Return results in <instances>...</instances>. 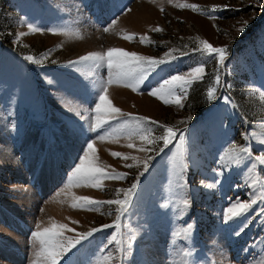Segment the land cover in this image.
<instances>
[{"label": "rangeland", "instance_id": "obj_1", "mask_svg": "<svg viewBox=\"0 0 264 264\" xmlns=\"http://www.w3.org/2000/svg\"><path fill=\"white\" fill-rule=\"evenodd\" d=\"M213 6L215 18H209ZM29 24L40 31L30 32ZM131 33L135 40L123 39ZM140 36L153 43H141ZM197 38L225 47L224 63L193 51ZM108 48L167 60L150 72L140 91L110 85L108 97L125 113L176 126L183 146L177 140L163 151L142 152L128 148L124 136L118 143L100 141L89 130L99 82L108 70L80 58ZM199 63L205 75L190 85L183 107L149 95L163 80ZM210 88L216 89L215 98L208 97ZM152 128L153 135L161 134L157 124ZM92 139L105 171L114 168L126 178L105 179L102 189L69 187L68 177ZM261 140L264 0H0V264H34L38 245L32 233L38 223L42 230L53 220L75 230L64 232L73 241L100 229L59 264H103L105 256L111 257L108 264H264V164L255 160L264 155ZM234 143L251 155L225 165ZM113 151L136 156L138 166L113 157ZM133 183L137 188L119 232L103 227L116 224L115 205L103 204L99 211L71 206L81 203L76 197L115 199L117 189ZM253 200L243 216L225 221L228 207ZM113 235L121 245L109 243ZM6 246L18 253L8 254Z\"/></svg>", "mask_w": 264, "mask_h": 264}, {"label": "snow or ice", "instance_id": "obj_2", "mask_svg": "<svg viewBox=\"0 0 264 264\" xmlns=\"http://www.w3.org/2000/svg\"><path fill=\"white\" fill-rule=\"evenodd\" d=\"M171 2V0H170ZM177 7L189 8L193 11H203L199 5L189 3H178ZM131 9H129L130 11ZM216 6L208 10L209 18H215L213 13L216 11ZM246 23V22H245ZM28 28L30 32H38L39 28L29 24ZM110 29L106 27L105 32ZM241 32L243 27L239 29ZM155 31H162V29L156 28ZM28 33H20V36L27 35ZM77 36L79 34L77 33ZM137 37L136 33L125 34L123 39L133 41ZM82 38V37H80ZM141 43H153L147 36H140ZM199 46L194 48L193 51H198L202 56H206L212 59H218L220 64L224 63L227 49L225 47H214L207 40L197 38ZM169 55V54H166ZM28 60L34 62L35 58L32 56L26 57ZM92 61L94 65L105 66L108 70V76L106 80L99 82V95L94 102L95 115L91 118L92 123L90 131L97 133V139L104 141L110 139L113 143H118L121 136L126 137L130 142L127 144L128 148H136L138 151L150 152V151H163L174 141L179 140L180 145L183 146L185 138L182 130L176 128L174 125L159 124V122L149 121L148 117L133 116L131 113H125L120 108L114 107L112 101L108 97V89L110 85H117L126 88H131L132 91L138 92L143 86L144 81L147 79L151 71H154L159 65L166 63V59H156L153 57L138 54L136 52H130L122 48H108L104 52H93L81 57L80 62ZM205 75V65L203 63L196 64L191 67L188 73L173 75L168 79L163 80L156 88L149 92V95L156 97L163 101L165 105L174 104L177 107H183V99L188 91L190 85L203 79ZM217 83H219V77H217ZM215 88L208 90V97L215 98ZM225 100H229L228 97H224ZM116 120H122V122L112 127V122ZM152 124H157L160 135H153ZM139 138L143 144L137 146L131 142L134 139ZM247 139V136H245ZM162 146L156 147L160 145ZM264 143V140H261ZM96 140H89L82 155L78 158V162L75 164L71 174L68 177L69 187H92L97 189L103 188V181L105 179L122 180L126 178V173H121L114 168L107 172L105 166L99 163V157L97 155V148L95 147ZM145 144L153 145L152 148L145 147ZM113 157H119L127 161L129 159L137 161L136 156H130L118 151L110 153ZM251 155L250 149L246 146H238L235 143L230 150L226 153L222 163L225 165L238 164L244 156ZM153 157L149 156L147 160L143 161L144 170L147 171L148 160ZM178 160L180 161V171H183V153L178 150ZM255 160L259 164H264V155L256 156ZM139 161H137V166ZM133 164H126V167H133ZM138 183V182H137ZM137 183H133L128 189H117L115 199L107 201H98L91 197H76L77 201H81L79 204H72L73 208H80L86 210L99 211L100 206L103 204L115 205V211L118 213L116 216L115 225H104L103 227H114L117 232L120 229V221L123 214L127 211L131 204V197L135 193ZM212 187V185H208ZM123 193V198H120V194ZM183 205L186 208L188 206V200H183ZM256 201L251 203L237 202L230 207L224 213L225 221L233 220L236 217L243 216ZM78 223V221H73ZM189 229L191 225L188 226ZM100 229H92L90 232L79 233L78 237L73 241L64 236L65 231H75L70 229L67 224L58 223L53 220L50 227H45L41 230L40 223L36 225V230L33 231L32 237L37 242L38 247L34 253L36 260L34 264H59L60 260L69 252L72 248H75L82 239H87L93 234V232ZM239 234V233H237ZM177 235H181L177 233ZM109 243H115L118 246L122 244V239L117 235H113ZM103 264H108L111 259L110 256L102 258Z\"/></svg>", "mask_w": 264, "mask_h": 264}, {"label": "bare ground", "instance_id": "obj_3", "mask_svg": "<svg viewBox=\"0 0 264 264\" xmlns=\"http://www.w3.org/2000/svg\"><path fill=\"white\" fill-rule=\"evenodd\" d=\"M11 245H12V244H11ZM0 246H1V245H0ZM9 247H10V246H9ZM9 247L6 246V248H5L6 251L8 252V254L10 253V254H12V255L14 256L15 253H16V254L18 253V251H13V252H11V250L9 249ZM12 247H13L12 249L14 250V246H12ZM10 248H11V247H10ZM12 255H11V256H12ZM18 257H19V256H18ZM18 257H17V258H18ZM10 258H11V257H10ZM13 258H14V257H13Z\"/></svg>", "mask_w": 264, "mask_h": 264}]
</instances>
